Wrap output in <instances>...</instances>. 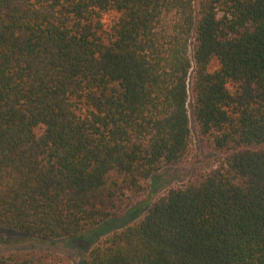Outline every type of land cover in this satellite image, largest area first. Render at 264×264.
I'll return each mask as SVG.
<instances>
[{"label":"trees","instance_id":"16d2710c","mask_svg":"<svg viewBox=\"0 0 264 264\" xmlns=\"http://www.w3.org/2000/svg\"><path fill=\"white\" fill-rule=\"evenodd\" d=\"M191 99L222 156L84 264H264V0H0V227L53 241L122 217L192 162Z\"/></svg>","mask_w":264,"mask_h":264},{"label":"rangeland","instance_id":"374dc122","mask_svg":"<svg viewBox=\"0 0 264 264\" xmlns=\"http://www.w3.org/2000/svg\"><path fill=\"white\" fill-rule=\"evenodd\" d=\"M110 16H106L109 19ZM191 125L195 140V153L192 162L183 167L166 168L157 173L152 179V186L145 198L128 210L122 217L108 219L97 228L86 231L71 238L59 240H42L0 227V254L10 251L40 250L50 251L65 258L64 264H84L91 250L112 231L121 229L134 222L143 214L146 206L172 186L182 185L190 180L194 170L198 167L213 164L222 153L208 150L199 137V128L193 117V99L189 103ZM145 205V206H144Z\"/></svg>","mask_w":264,"mask_h":264}]
</instances>
